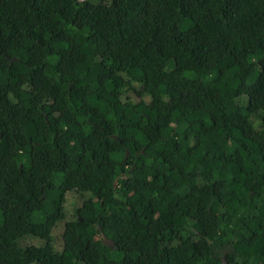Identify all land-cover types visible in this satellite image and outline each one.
<instances>
[{"label": "trees", "instance_id": "trees-1", "mask_svg": "<svg viewBox=\"0 0 264 264\" xmlns=\"http://www.w3.org/2000/svg\"><path fill=\"white\" fill-rule=\"evenodd\" d=\"M0 264H264V0H0Z\"/></svg>", "mask_w": 264, "mask_h": 264}, {"label": "rangeland", "instance_id": "rangeland-1", "mask_svg": "<svg viewBox=\"0 0 264 264\" xmlns=\"http://www.w3.org/2000/svg\"><path fill=\"white\" fill-rule=\"evenodd\" d=\"M84 196L85 194H79L76 192H67V194L65 195V201L63 203L65 217L63 220L57 222L51 234L52 244L57 251H60L62 249V239L60 233L63 230V224L66 220L71 219L72 212L76 207L79 206L81 199ZM18 241L21 245H26V244L40 245L43 242L41 239L37 237L28 236V235L20 237Z\"/></svg>", "mask_w": 264, "mask_h": 264}, {"label": "water", "instance_id": "water-1", "mask_svg": "<svg viewBox=\"0 0 264 264\" xmlns=\"http://www.w3.org/2000/svg\"><path fill=\"white\" fill-rule=\"evenodd\" d=\"M127 154H128V151H126V153H125V157L127 156ZM102 240H103V242L106 243L107 245L112 246V241L109 240L107 237L104 236V237L102 238Z\"/></svg>", "mask_w": 264, "mask_h": 264}]
</instances>
